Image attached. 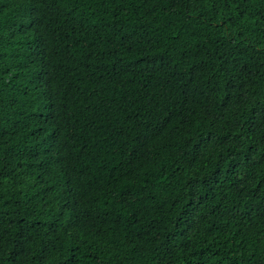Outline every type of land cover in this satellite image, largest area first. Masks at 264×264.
Returning a JSON list of instances; mask_svg holds the SVG:
<instances>
[{"label": "trees", "instance_id": "trees-1", "mask_svg": "<svg viewBox=\"0 0 264 264\" xmlns=\"http://www.w3.org/2000/svg\"><path fill=\"white\" fill-rule=\"evenodd\" d=\"M0 264H264V0H0Z\"/></svg>", "mask_w": 264, "mask_h": 264}]
</instances>
